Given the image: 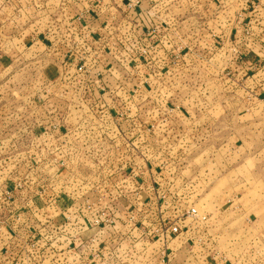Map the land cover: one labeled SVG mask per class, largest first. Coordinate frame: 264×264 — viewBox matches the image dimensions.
<instances>
[{
  "label": "rangeland",
  "instance_id": "rangeland-1",
  "mask_svg": "<svg viewBox=\"0 0 264 264\" xmlns=\"http://www.w3.org/2000/svg\"><path fill=\"white\" fill-rule=\"evenodd\" d=\"M89 1L86 8L100 19L90 40L96 47L113 49L126 28L124 14L143 13L154 47L144 75L162 83L161 94L151 83L132 100L105 95L94 101L87 95L98 107L85 103L82 109L77 94H88L87 86L76 83L73 66L78 61L87 77L97 72L93 56L82 48L68 55L64 49L51 54L50 48L18 54L15 68L0 71V92L8 98L29 78L31 89L20 91L38 97L33 106L13 98L0 102L7 126L3 139L12 130L21 135L17 148L5 156L0 151L7 157L0 164V264H119L114 256H94L92 241L84 254L75 246L83 240V222L85 240L97 236L93 209L108 202L97 193L103 188L98 174H110L119 158L142 152L149 174L157 177L151 184L181 194L180 204L195 206L207 218L176 241V256L156 259L150 256L158 247L153 246L149 264H264V0ZM13 71L15 81L3 85ZM46 92L52 96L44 102ZM64 92L67 114H49L42 125L88 127L97 138L73 132L63 142L58 131L50 147L29 143L37 137L29 136L27 111L50 110V103L55 109L60 101L53 96ZM21 107L24 116L10 117ZM114 126L123 133H113ZM112 141L149 144L126 148Z\"/></svg>",
  "mask_w": 264,
  "mask_h": 264
},
{
  "label": "built area",
  "instance_id": "built-area-1",
  "mask_svg": "<svg viewBox=\"0 0 264 264\" xmlns=\"http://www.w3.org/2000/svg\"><path fill=\"white\" fill-rule=\"evenodd\" d=\"M71 19L72 25L66 26L62 32L57 30L62 35L59 40L65 47L63 49L66 50L67 55L78 48L87 50L93 56V67L97 68L96 76L90 75L87 77L85 74L88 71L85 73L84 68L78 61L73 66L75 73L78 75V78H75L76 83L87 86L86 91H88V94L87 92L84 96L81 93L77 94V104L82 109L85 103L91 106L95 105L90 101V98L97 101V99L101 100L107 95L109 97L114 96L117 99L126 97V100H132L138 97L139 91L142 92L143 86L151 87L152 81L147 78V75H144V70H147L149 62L153 60L152 51L154 47L149 40L153 32L148 26L143 13L137 12L133 15V19L131 18L130 21L125 23L126 28L118 33V44L113 49L105 45L96 47L94 43H90L91 36L94 33L92 32L94 31L93 28L99 24L98 21L100 20L97 18L95 11L85 8L82 12L71 16ZM85 20H88L89 23L83 26L82 22ZM113 31L115 30L110 33ZM120 35H123V37ZM116 50H122L123 52L116 56L113 53ZM102 58L109 60V62L107 64L102 63ZM140 70L143 74L140 73ZM158 82L156 80L155 83H152L156 86L154 87L157 90L156 95L161 92L158 88L161 87L160 84L162 83L158 84ZM47 96L51 97L52 94H47ZM150 96L152 95L147 96V99ZM53 97L54 100L60 101V105L56 104L54 109L53 104L50 103L51 110L54 111L52 115H66L65 103H62V101L68 99L67 92ZM141 98L143 97L140 95ZM49 101H52V99L50 98ZM87 113L89 116L96 115L95 112L90 110ZM42 128L44 131L39 133L36 139L44 135H48L53 139L55 137L54 133H58V131L64 133V136H62L63 142L65 137L73 132H77L82 139L86 136L84 133H89L97 138V135L91 132L92 128L83 126L71 128L57 123L54 126H43ZM102 132L104 133V131ZM112 132H122V126H114ZM80 142L82 143V141ZM101 142L99 141V143ZM116 142L112 141L111 146L122 145L126 148L145 149L149 144L147 141H140L135 144L128 141ZM64 144L66 145V143ZM142 153L137 157L119 158L110 174L99 173L97 178V181L101 180L103 182V188L100 187L102 189L97 190V193L100 194V197L104 196L108 202L103 206L104 208L93 209L94 228L98 230V234L101 236L93 239L92 242L93 245H98L100 250L101 246H104L107 253L105 251L100 252L105 256H114L118 260L117 263H119L121 257L129 258L132 254L130 249L124 248L126 239H133L136 243L143 241L148 243L149 246H146L148 252L152 250L153 246H158L153 248L152 253L157 252L162 256V259H167V256H169L167 252L169 243L183 237L195 223L207 220L206 216L201 215L195 206L180 204L176 198L181 197V194L177 193L176 196L172 193H166L161 185H159L160 188H156L151 184L156 175L149 174V161L146 155ZM144 193L149 194V196L143 198ZM154 195L156 196L152 198ZM170 200H173V202L170 203ZM110 245H113L111 249L109 248ZM95 249L94 256H100L99 250Z\"/></svg>",
  "mask_w": 264,
  "mask_h": 264
},
{
  "label": "crops",
  "instance_id": "crops-1",
  "mask_svg": "<svg viewBox=\"0 0 264 264\" xmlns=\"http://www.w3.org/2000/svg\"><path fill=\"white\" fill-rule=\"evenodd\" d=\"M90 2L89 0H0V71L3 72L8 71L9 69L15 68L16 60L14 57H16L18 54H24L26 52H38L39 49L48 50L51 54H54L55 52L59 51L61 52L63 48V43L60 42V37L62 35L57 32V30H60L61 32L64 30L66 26H70L73 24L71 21V16L74 14L79 13L81 10L86 8V4ZM66 7L68 11H70L69 14L62 13V11H65L63 7ZM133 19V15L129 14L128 16L124 14V21L127 23L130 21V19ZM145 18V17H144ZM57 27V28H55ZM164 30H162V33ZM161 33V34H162ZM161 42V41H160ZM11 56H10V55ZM16 54V55H13ZM58 61V59H57ZM22 64V63H21ZM20 64V65H21ZM17 67V66H16ZM1 71V72H2ZM17 71V70H16ZM16 71L10 72L7 74L2 81V84L5 85L9 82V78L13 79L15 81V73ZM9 76V77H8ZM32 79H24V83L26 82V85H23V87H20L21 84H19V91L16 93L18 98H16V94L12 95L11 98H13L14 101L21 100V101H28L30 105L33 106L37 102L38 97L36 96V93L34 92H22L20 91L21 88H24V91L27 89H31ZM49 80V79H48ZM57 85L60 84L61 80L58 79V81H54ZM48 83V82H47ZM46 83V86H47ZM25 86V87H24ZM49 94L48 92L43 95L44 102L49 98L47 96ZM11 98H8V95L5 93L0 92V102L3 101H11ZM2 104H0V111L4 109ZM17 109V108H16ZM23 107H21L19 110H15L12 112V115L10 117H18V116H24V114H19L20 111H22ZM31 110L27 111V114L30 113V120H29V136H33V132H36V136L39 135V132L44 131L43 130V118H45L47 115L54 113L53 110H48L47 108H44V110H36L34 111L33 108H30ZM6 110H3V113ZM30 111V112H29ZM40 111V112H39ZM39 113V114H37ZM41 113V114H40ZM10 114V113H8ZM34 115V116H33ZM64 114L60 115H49V116H62ZM6 116V115H5ZM32 118V120H31ZM33 118L36 121H33ZM6 118L0 117V151L5 156L8 154L6 150L15 149L19 146L20 137L21 135L16 133L15 130H12L14 132L13 135H11V138L5 140L2 136H4L5 133H7L6 127L4 126V121ZM33 124L34 127L30 126ZM23 133H27L28 131H22ZM6 137V136H5ZM2 139L4 141H2ZM33 142V143H32ZM29 143L36 144L37 146L44 143L45 147H50L53 143L52 137L48 135H44L40 137L39 139H33V141H30ZM31 144V145H32ZM0 156V164L7 160V157ZM149 194L146 193L143 194V198H147ZM36 212V208L34 209ZM83 213L86 211L83 210ZM83 240L82 242L78 240V244H76V248L80 247V250L82 251V254L85 253L87 246H90L89 237L87 240H85V237H87L88 233H84L85 230H87V224L86 222H83ZM97 230V229H96ZM95 231V229H93ZM101 235L98 234L95 238H99ZM179 239H176L175 241H172L169 243V248L167 252L169 253V259L171 256H176L177 254H174L177 247V242ZM182 240V239H181ZM80 241V242H79ZM182 244V243H181ZM108 245V244H107ZM92 246V245H91ZM96 246V247H95ZM148 243L139 242L136 243L133 239H126L124 241V248H128L131 251V256L129 258L121 257V260L119 264H149V254H148ZM95 247V250H99V252H106L107 250L104 248V246H101V250L99 249L98 245H93ZM113 245H110L109 248L111 249ZM100 252V253H101ZM80 256V255H78ZM100 256H105V254L101 253ZM109 256V255H107ZM150 256H156V259L159 258L160 254L157 252H153ZM158 256V257H157ZM162 258V256H160ZM154 259V260H156Z\"/></svg>",
  "mask_w": 264,
  "mask_h": 264
}]
</instances>
